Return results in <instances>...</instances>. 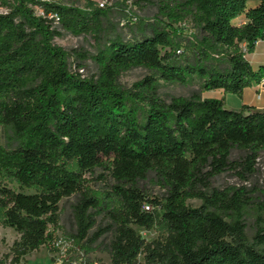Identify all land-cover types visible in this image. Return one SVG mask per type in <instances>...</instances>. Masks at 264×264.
Instances as JSON below:
<instances>
[{
	"label": "trees",
	"instance_id": "obj_1",
	"mask_svg": "<svg viewBox=\"0 0 264 264\" xmlns=\"http://www.w3.org/2000/svg\"><path fill=\"white\" fill-rule=\"evenodd\" d=\"M125 1L154 4L164 27H153L151 37L133 43L118 37L110 41L108 50L95 56L101 68L97 79L72 70L68 54L54 44L60 32L49 15H57L69 32L97 36L104 9L84 12L75 5L13 0L0 14V127H10L20 139L11 150L0 145V177L37 191L16 192L0 181V223L21 234L13 261L52 242L50 226L58 223L60 200L81 193L75 209L77 238L85 242L95 226L91 210H107L114 225L100 228L85 243L114 229L112 264H264V208L249 237L246 189L208 191L210 174L227 168L253 171L257 153L264 150V110L247 105L235 110L221 99L198 97H173L168 104L147 78L142 83L152 108L140 118L116 81L117 70L146 66L181 83L188 82L187 74H198L205 89L241 96L264 79V64L255 69L239 47L245 41L254 51L264 37V0ZM251 1L255 4L249 6ZM189 17L230 50L224 68L181 67L161 55L160 47L171 45L170 28ZM233 147L250 153L241 162L229 161ZM106 160L117 180L116 199L102 207L85 184L86 176ZM207 165L211 172L204 171ZM150 170L167 194L152 199L156 209L146 211L145 196L133 185ZM188 198H201L203 204L191 207ZM131 224L148 230L161 225L168 236L147 243Z\"/></svg>",
	"mask_w": 264,
	"mask_h": 264
},
{
	"label": "rangeland",
	"instance_id": "obj_2",
	"mask_svg": "<svg viewBox=\"0 0 264 264\" xmlns=\"http://www.w3.org/2000/svg\"><path fill=\"white\" fill-rule=\"evenodd\" d=\"M50 1L65 5H75L84 12L102 8L106 12L102 17V29L97 36L93 34L76 35L55 23V29L60 34L55 37L54 44L64 50L69 57L73 71H79L86 79H97L101 74V68L95 56L100 50H108L110 41L120 38L125 43H133L153 35L152 28L162 26L158 17V9L154 4H136L125 0H108L104 7H100L101 0H39ZM6 3L13 4V0H0V14L8 12ZM255 1L249 2V6ZM37 14H40L38 6H32ZM165 22V20H163ZM240 25L244 22L237 20ZM164 27V26H162ZM168 29V28H166ZM169 47H160L161 55H169L170 62L174 65L186 67L188 64H202L207 68H224L227 65V53L229 49L217 45V43L199 26L192 17L183 23L175 24L170 28ZM240 50L247 59L256 67L260 57H264V37L258 38L254 51H250V44L242 42ZM117 84L125 93L128 107L143 118L152 108L150 93L144 88V80L151 78L157 96L170 103L173 97L193 99L198 97L205 99H221L225 105L235 110L242 109V98L236 94L225 93L223 90H207L204 88V78L198 74H187V83L169 81L161 77L159 71L146 66L129 67L117 70ZM141 84V85H140ZM264 91L256 92L257 94ZM20 143L19 137L10 127H0V145L6 149H14ZM250 153L249 150L233 147L228 155L229 161H243ZM205 172H211L212 166L207 165ZM0 181L10 189L24 193L35 194L34 189L24 188L16 181L0 177ZM209 192L212 188L226 190L233 193L244 188L247 191L249 203L244 210V221L247 225V234L251 237L257 225V216L264 208V150L257 153L252 172H242L240 168H227L219 173L210 174L208 178ZM117 180L113 175V165L105 161L86 176L85 191L94 195L102 207L108 205L114 198L113 186ZM131 184L126 185V187ZM145 196L144 203H149L152 209L155 205L150 201L163 199L167 194V188L161 183L160 177L154 170L148 171L144 177L138 178L133 185ZM81 193L60 200L58 206V223L50 226L54 240L38 250L28 252L19 263H15L14 246L21 238V234L13 227L0 223V264H112L111 245L115 237L114 229L99 237L96 242L85 243L91 240L100 228L114 225L107 210H91L94 213L95 226L90 230L85 242L77 238L76 206L81 199ZM117 201V200H115ZM187 204L191 207H200L203 204L201 198H188ZM118 205V203H116ZM144 205V204H143ZM135 232L147 243L163 240L168 236L167 230L156 225L152 229H146L137 224H131ZM139 262L144 261V255L138 257Z\"/></svg>",
	"mask_w": 264,
	"mask_h": 264
},
{
	"label": "crops",
	"instance_id": "obj_3",
	"mask_svg": "<svg viewBox=\"0 0 264 264\" xmlns=\"http://www.w3.org/2000/svg\"><path fill=\"white\" fill-rule=\"evenodd\" d=\"M252 66L255 69H258L262 64H264V57H260L258 65L255 67L251 62ZM264 91V79L260 83H254L250 87H247L242 95V105L252 106L259 110H264V98L256 99V92ZM238 110V109H237Z\"/></svg>",
	"mask_w": 264,
	"mask_h": 264
},
{
	"label": "built area",
	"instance_id": "obj_4",
	"mask_svg": "<svg viewBox=\"0 0 264 264\" xmlns=\"http://www.w3.org/2000/svg\"><path fill=\"white\" fill-rule=\"evenodd\" d=\"M107 1L108 0H101L100 3H99L100 7H104L105 4L107 3ZM128 2H131V1H128ZM39 12H40V14H38V15L45 16V13L43 12V10L41 8H40ZM49 17L51 19H54L55 23L59 24L60 20H59V17L57 15L51 14V15H49ZM257 97L260 99L262 97V94L258 93ZM144 209L146 211H152L153 210L152 206L149 203H145L144 204Z\"/></svg>",
	"mask_w": 264,
	"mask_h": 264
}]
</instances>
